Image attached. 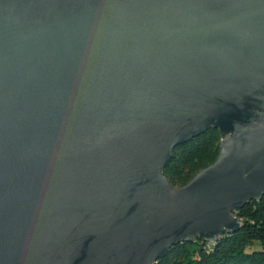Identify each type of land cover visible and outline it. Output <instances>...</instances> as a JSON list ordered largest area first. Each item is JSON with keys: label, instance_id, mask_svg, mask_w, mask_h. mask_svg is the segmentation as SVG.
I'll list each match as a JSON object with an SVG mask.
<instances>
[{"label": "water", "instance_id": "95a60500", "mask_svg": "<svg viewBox=\"0 0 264 264\" xmlns=\"http://www.w3.org/2000/svg\"><path fill=\"white\" fill-rule=\"evenodd\" d=\"M263 195L264 0H0V264H154Z\"/></svg>", "mask_w": 264, "mask_h": 264}, {"label": "trees", "instance_id": "16d2710c", "mask_svg": "<svg viewBox=\"0 0 264 264\" xmlns=\"http://www.w3.org/2000/svg\"><path fill=\"white\" fill-rule=\"evenodd\" d=\"M219 145L218 129H207L173 149L163 175L173 187L185 186L199 171L215 162ZM237 216L242 222L239 231L213 242L201 238L181 241L154 264H264V195L260 200H250ZM256 243L261 249L247 251Z\"/></svg>", "mask_w": 264, "mask_h": 264}, {"label": "rangeland", "instance_id": "374dc122", "mask_svg": "<svg viewBox=\"0 0 264 264\" xmlns=\"http://www.w3.org/2000/svg\"><path fill=\"white\" fill-rule=\"evenodd\" d=\"M254 249H261L260 245L258 243H256L253 247H248L247 251H251V250H254Z\"/></svg>", "mask_w": 264, "mask_h": 264}]
</instances>
